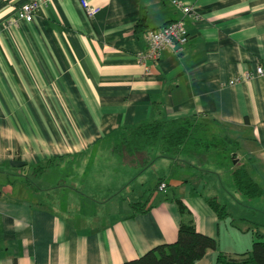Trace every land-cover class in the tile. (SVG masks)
I'll return each mask as SVG.
<instances>
[{
  "label": "crops",
  "instance_id": "0c3cea01",
  "mask_svg": "<svg viewBox=\"0 0 264 264\" xmlns=\"http://www.w3.org/2000/svg\"><path fill=\"white\" fill-rule=\"evenodd\" d=\"M29 1L0 0V264L136 259L176 240L174 198L217 243L194 264H216L219 251L238 257L264 237V77L230 83L264 65V0H176L189 13L174 0H89L93 17L78 0H37L31 22L8 25ZM176 19L189 35L182 51L143 61L145 32ZM154 104L167 118L224 125L262 196L244 198L211 155H117L116 133L152 118ZM56 156L58 166L25 182ZM212 196L228 217L208 206Z\"/></svg>",
  "mask_w": 264,
  "mask_h": 264
},
{
  "label": "trees",
  "instance_id": "16d2710c",
  "mask_svg": "<svg viewBox=\"0 0 264 264\" xmlns=\"http://www.w3.org/2000/svg\"><path fill=\"white\" fill-rule=\"evenodd\" d=\"M146 15L143 14L136 25V31L144 28ZM152 118L130 127H124L116 133L117 143L113 151L120 157L134 156L145 149L158 151V156L177 160L198 158L211 155L215 164L228 169L236 190L246 199L262 196L261 187L251 178L245 166L236 161L238 141L228 135L225 126L216 121H207L200 115H186L167 118L163 116L160 107L153 105ZM222 126V131L216 127ZM158 147V149H156ZM62 156H56L40 161L30 174L26 175L27 184L33 185V179L54 166H58ZM22 168L25 164L21 165ZM32 179V180H31ZM161 183V182H160ZM1 192V189H0ZM181 215L177 237L172 243L160 244L148 250L142 256L125 261L121 264H194L208 250H215L217 243L214 238L197 231L192 215L180 199L174 198ZM208 206L219 219L229 216L226 206L215 196L205 198ZM145 204L133 202L135 211H144ZM251 249L232 257L218 252L216 264L252 263L264 264V237L257 234Z\"/></svg>",
  "mask_w": 264,
  "mask_h": 264
},
{
  "label": "built area",
  "instance_id": "2783aa9c",
  "mask_svg": "<svg viewBox=\"0 0 264 264\" xmlns=\"http://www.w3.org/2000/svg\"><path fill=\"white\" fill-rule=\"evenodd\" d=\"M82 9L88 17H93L99 10V7L89 0H78ZM174 3L181 8L184 13L190 12L188 5H183L181 2L174 0ZM38 8V1L31 0L23 3L16 11L14 17L10 18L8 25L18 26L21 22H31ZM188 32L181 19H176L163 24L159 27L148 29L145 32V50L141 59L155 63L159 60L163 51L171 50L173 52H181L184 45L188 41ZM264 77V65L256 66L254 73L246 72L243 77H238L230 80V83L238 81L240 78H251L253 75ZM159 190H165L166 184L159 183Z\"/></svg>",
  "mask_w": 264,
  "mask_h": 264
},
{
  "label": "rangeland",
  "instance_id": "374dc122",
  "mask_svg": "<svg viewBox=\"0 0 264 264\" xmlns=\"http://www.w3.org/2000/svg\"><path fill=\"white\" fill-rule=\"evenodd\" d=\"M222 126H219V127H216L215 129L216 130H219V131H222ZM156 149H158V147H156ZM227 174V177H228V179H230V175H229V172H227V170H224ZM150 172V171H149ZM145 179H144V181H145V183H148V184H150L149 183V181H150V177H149V175L148 174H144V176H143ZM223 180H225V174L223 175ZM0 183H2V181H0ZM43 196L41 195V197L40 198H42Z\"/></svg>",
  "mask_w": 264,
  "mask_h": 264
}]
</instances>
